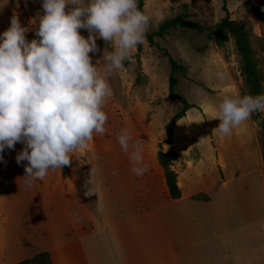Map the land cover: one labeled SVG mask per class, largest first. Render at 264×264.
Listing matches in <instances>:
<instances>
[{
  "label": "crops",
  "instance_id": "obj_1",
  "mask_svg": "<svg viewBox=\"0 0 264 264\" xmlns=\"http://www.w3.org/2000/svg\"><path fill=\"white\" fill-rule=\"evenodd\" d=\"M186 118L171 136L178 156L171 166L181 190L178 199L169 196L157 154L144 159L148 171L142 177L131 171L129 160L102 157L84 173L74 174L70 165L50 169L43 181L27 187V161L17 164L5 148L0 264L42 252L49 253L52 264H231L227 245L237 248V242L230 235L257 223L264 248V177L260 188L250 181L233 183L221 157H186L178 146L185 128L178 124ZM260 165L264 169L263 161ZM91 168L97 194L86 197L84 182Z\"/></svg>",
  "mask_w": 264,
  "mask_h": 264
},
{
  "label": "rangeland",
  "instance_id": "obj_2",
  "mask_svg": "<svg viewBox=\"0 0 264 264\" xmlns=\"http://www.w3.org/2000/svg\"><path fill=\"white\" fill-rule=\"evenodd\" d=\"M83 2L87 3V0ZM143 2L144 12L150 17L147 29L150 33L157 32L164 21L185 12L190 14L191 21L210 28L226 14L231 20L242 22L250 35L264 93V22L260 18L264 0ZM42 14V0H0V33L9 27L10 19L15 15L21 25L28 28L25 35L30 42L37 38L35 30L39 23L38 17ZM79 31L82 36L88 37L87 30ZM96 43L100 51L89 55L93 64L99 60L97 66L102 71L105 64L102 58L104 49L109 52L113 49L102 39L97 38ZM166 52L184 67V75L179 72L174 75L177 80L175 92L194 106L186 112V120L178 124L185 127L178 145L179 148H185L183 154L191 159H197L200 153L210 158L219 156L226 165V176L234 178L233 183L250 181L255 188H260V177H264V169L260 165L264 111L252 113L230 135L224 136L214 131L219 124L215 117L222 97L248 95L240 73L241 60L234 40L228 36L219 46L199 31L180 27L169 30L162 37H154V45L148 44L144 38L143 43L135 48L131 60L125 61L123 71L113 72L107 77L112 96L102 109L108 116L106 132L103 135L94 133V139L88 142L86 148L70 154L72 172L84 173L93 160L98 162L102 157L129 160L118 143L121 129H128L133 140L144 141L142 148L146 161L153 160L157 152L167 145L165 126L182 106L168 96L171 69ZM218 71L226 74L223 80L217 78ZM167 146L166 151L172 147ZM23 147L22 143H16L14 149L10 150L9 159L16 158ZM212 148L216 150L212 151ZM61 169L64 170V167ZM212 192L209 190L207 194ZM258 226L257 223L254 228H243L230 235L237 242V248L235 245H227L225 255L231 264H264L263 236Z\"/></svg>",
  "mask_w": 264,
  "mask_h": 264
},
{
  "label": "clouds",
  "instance_id": "obj_3",
  "mask_svg": "<svg viewBox=\"0 0 264 264\" xmlns=\"http://www.w3.org/2000/svg\"><path fill=\"white\" fill-rule=\"evenodd\" d=\"M42 8L37 38L26 39L28 28L15 15L0 33V153L14 149L16 143L24 145L16 163L27 161L23 176L27 187L43 181L50 169L70 165L71 153L86 148L94 133L106 132L108 116L102 109L112 96L107 77L123 71L150 23L138 0H42ZM80 29L87 30V38ZM97 38L113 49H104L102 71L99 60L93 64L89 55L100 51ZM225 75L216 73L220 80ZM256 111H264V93L225 95L214 131L230 135ZM117 139L129 157L131 171L142 177L148 171L144 141L133 140L126 128ZM94 172L91 168L84 182L86 197L97 194L91 179Z\"/></svg>",
  "mask_w": 264,
  "mask_h": 264
},
{
  "label": "trees",
  "instance_id": "obj_4",
  "mask_svg": "<svg viewBox=\"0 0 264 264\" xmlns=\"http://www.w3.org/2000/svg\"><path fill=\"white\" fill-rule=\"evenodd\" d=\"M143 6V0H138V7L141 11L144 12ZM184 8H187L186 5H184ZM224 11L227 13V10L225 8ZM260 18L264 22V10ZM177 27L199 31L205 34L207 39L213 40L219 46L224 43L228 36L232 37L234 40L236 51L241 60L240 73L243 79L244 86L247 89L248 95L256 96L263 93L258 65L251 46L250 35L248 29L242 22L233 21L226 14L224 18H222L217 24L214 25V27L210 28L191 21L190 14L188 12H185L183 15H178L164 21L159 26L158 31L155 33H150L147 30L144 34V38L148 44L154 45V37H162L169 30ZM166 55L168 57L171 69L168 81V96L172 100H177L182 106L181 109L169 120V122L165 126V143L170 146L172 144L171 136L173 127L179 120L185 117L186 112L189 109L194 108V106L189 104L185 98L175 92L177 80L174 75L176 72L184 75V67L178 64L174 59H172L167 52ZM261 158L264 162V136L261 141ZM157 160L164 171V177L169 196L172 199L180 198L181 190L177 184V174L171 167L173 162L178 160L177 154L172 148H170L167 152H163V150L160 149L157 152ZM195 198L206 199L201 195H197L195 196ZM16 264H52V262L49 253L42 252L28 257Z\"/></svg>",
  "mask_w": 264,
  "mask_h": 264
},
{
  "label": "water",
  "instance_id": "obj_5",
  "mask_svg": "<svg viewBox=\"0 0 264 264\" xmlns=\"http://www.w3.org/2000/svg\"><path fill=\"white\" fill-rule=\"evenodd\" d=\"M166 146H167V145H164V146H163V149H162L163 152H167V151H165V147H166Z\"/></svg>",
  "mask_w": 264,
  "mask_h": 264
},
{
  "label": "bare ground",
  "instance_id": "obj_6",
  "mask_svg": "<svg viewBox=\"0 0 264 264\" xmlns=\"http://www.w3.org/2000/svg\"><path fill=\"white\" fill-rule=\"evenodd\" d=\"M166 147H168V146H166ZM166 147H165V151H166V149H167Z\"/></svg>",
  "mask_w": 264,
  "mask_h": 264
}]
</instances>
